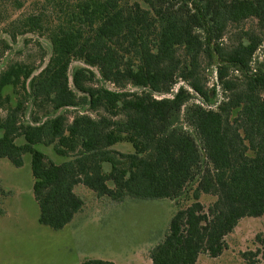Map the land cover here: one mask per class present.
Listing matches in <instances>:
<instances>
[{
    "label": "trees",
    "instance_id": "1",
    "mask_svg": "<svg viewBox=\"0 0 264 264\" xmlns=\"http://www.w3.org/2000/svg\"><path fill=\"white\" fill-rule=\"evenodd\" d=\"M62 14L37 75L22 64L0 73V101L6 86H20L24 95L0 115V158L20 167L30 155L38 222L68 224L83 205L78 183L117 201L175 200L195 183L193 202L171 216L149 259L195 264L201 253L217 257L241 218L264 216V57L255 59L264 0H75ZM250 21L260 29L240 27ZM23 23L32 31L43 27L38 14ZM73 60L83 65L69 74ZM212 66L224 94L216 109L192 101L184 85L173 90L182 81L208 100L197 75ZM96 75L99 85L92 83ZM27 101L34 111L23 119ZM68 108L78 111L69 116ZM119 142L133 151L111 148ZM41 143L65 160H49L35 147ZM201 193L216 197L207 209ZM260 244L243 253L247 264L264 258Z\"/></svg>",
    "mask_w": 264,
    "mask_h": 264
},
{
    "label": "rangeland",
    "instance_id": "2",
    "mask_svg": "<svg viewBox=\"0 0 264 264\" xmlns=\"http://www.w3.org/2000/svg\"><path fill=\"white\" fill-rule=\"evenodd\" d=\"M74 1L0 0V73L10 65L22 64L32 67L33 75H37L50 58L49 31L63 16L62 10L66 5ZM29 14L40 15L43 27L32 31L25 26L23 22ZM242 26L260 29L256 21L246 22ZM230 30L236 35V28ZM260 32L262 44L255 53L257 61L264 57V24ZM77 65L83 64L77 60L71 62L69 74ZM199 72V82H203L204 77V87L201 89H206L210 94L208 100L204 101L182 81L173 90L184 85L193 94L192 101L205 108L216 109L224 94L216 81L215 67L212 66L207 72ZM97 78L98 75L92 83L99 85L101 81ZM104 85L113 87L110 83ZM8 96L9 101L4 100ZM23 98L20 86L4 87L0 115L4 116L8 106H14ZM25 106L23 119H30L34 108L30 107L29 101ZM66 110V114L72 116L78 108ZM79 110L95 116L85 107ZM16 142L23 144L24 139L18 138ZM35 147L55 163L65 160L53 151L51 145L41 143ZM111 148L123 153L133 151L127 142L116 143ZM108 170L109 166L104 164L103 171ZM32 184L29 154L23 155L20 167H15L6 158H0V264H78L88 258L110 260L116 264H151L150 249L163 238L171 216L193 202L191 193L195 186L194 183L187 187V192L175 200L125 197L117 201L107 195L98 196L78 183L74 192L82 199V208L63 228L52 229L38 222L39 209L33 197ZM108 184L112 186L111 182ZM215 199V196L204 193L199 197L205 209ZM224 239L226 248L220 255L210 257L207 253H201L195 264H247L243 253L255 252L261 248L260 240H264V216L241 218ZM253 259L256 264H264L261 255Z\"/></svg>",
    "mask_w": 264,
    "mask_h": 264
},
{
    "label": "crops",
    "instance_id": "3",
    "mask_svg": "<svg viewBox=\"0 0 264 264\" xmlns=\"http://www.w3.org/2000/svg\"><path fill=\"white\" fill-rule=\"evenodd\" d=\"M73 219V218H72ZM67 225V224H66Z\"/></svg>",
    "mask_w": 264,
    "mask_h": 264
}]
</instances>
